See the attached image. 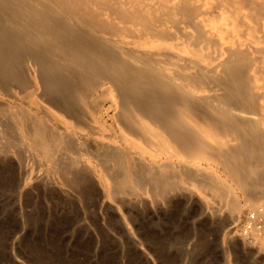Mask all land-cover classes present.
<instances>
[{"label": "bare ground", "instance_id": "1", "mask_svg": "<svg viewBox=\"0 0 264 264\" xmlns=\"http://www.w3.org/2000/svg\"><path fill=\"white\" fill-rule=\"evenodd\" d=\"M0 96L20 185L99 189L129 215L212 193L200 216L227 201V225L235 186L264 248V0H0Z\"/></svg>", "mask_w": 264, "mask_h": 264}, {"label": "rangeland", "instance_id": "2", "mask_svg": "<svg viewBox=\"0 0 264 264\" xmlns=\"http://www.w3.org/2000/svg\"><path fill=\"white\" fill-rule=\"evenodd\" d=\"M107 125L117 127L111 117ZM8 167H0V264H264V248L245 245L252 236L248 220L262 204L247 203L216 167L208 169L230 184L242 206L228 225L233 207L227 201H221V217L200 216L214 201L212 193L205 198L197 191L201 197L191 205L129 215L111 201L101 209L99 189L76 193L59 183L62 189L29 181L21 186L17 169Z\"/></svg>", "mask_w": 264, "mask_h": 264}, {"label": "built area", "instance_id": "3", "mask_svg": "<svg viewBox=\"0 0 264 264\" xmlns=\"http://www.w3.org/2000/svg\"><path fill=\"white\" fill-rule=\"evenodd\" d=\"M249 223H248V230L251 228V226L252 225H255V224H257V221H256V217H255V215L253 214V215H251V217L249 218Z\"/></svg>", "mask_w": 264, "mask_h": 264}]
</instances>
